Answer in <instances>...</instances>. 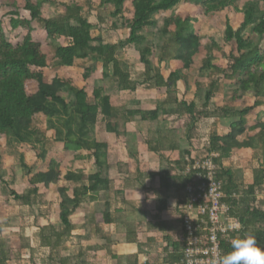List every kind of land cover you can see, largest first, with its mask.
<instances>
[{"label": "trees", "instance_id": "1", "mask_svg": "<svg viewBox=\"0 0 264 264\" xmlns=\"http://www.w3.org/2000/svg\"><path fill=\"white\" fill-rule=\"evenodd\" d=\"M7 1L0 0V4L5 5ZM9 1V7L15 10L9 14L12 17L10 24L22 41L16 45L8 42L0 27V169L4 164L5 154V146L1 140L7 146H29L37 152L36 156L45 165V169L30 177L25 194L19 195L10 191V197L19 205L28 208L41 207L47 193H57L60 199V225L58 229L49 226L41 230L39 246L30 250L32 264H44L37 257L36 252L40 248L49 249L51 254L48 264H73L74 258L71 255H60L68 251L71 244L74 231L71 217L84 203L102 202L112 191L113 183L108 174L112 168L107 158L108 144L94 136L100 116L105 133L123 142L127 133L126 124L135 117H140L143 122H154L159 119L160 113L167 115L172 112L179 116H188L189 121L185 126L187 140L189 143L195 139L202 141L201 151L196 158H204L211 153L217 155L214 159L217 166L216 177L223 183L230 216L241 226L239 233L232 234L229 241L220 242L221 260L232 250L231 241L246 233L254 236L257 245L264 249V203L257 200L264 195V122L257 118L255 124L250 126L246 120L255 109L264 107V0H248L242 7L238 6L239 0H209L204 5L208 15L221 14L225 9L233 8L238 19L240 18L236 29L226 21L223 44L197 35L193 24L199 21V17L188 11L183 10L165 17L159 30L164 41L160 46L162 54L157 64L167 60L175 63V69L166 79L154 68L152 62L154 49L148 35L156 26L154 17L173 12L181 5L199 4L201 0H132L131 18L124 20L123 11L127 0L55 3L61 14L49 19L43 18L42 10L46 4L51 3L50 0H23L29 19H20L17 0ZM95 6L99 9L106 6L113 8L111 18H120L122 27L128 31L124 42L107 44L101 38L92 36L98 27L90 23L89 17ZM33 22L41 28L34 29ZM112 29H117V23L112 24ZM41 31L45 34V43L39 39L38 33ZM61 40L66 41V45H61ZM227 46L233 47L230 52H226ZM126 47H133L139 55L144 69L142 83L148 84L145 92L154 88L164 89L166 100L163 103L166 107H172L169 111L160 108L152 111L132 110L123 115L114 108L111 98L104 94L103 88L94 89L90 101L86 90L75 86L72 79L47 77L43 73L46 69L73 68L76 61H90L92 65L82 73L84 81L95 73L96 65L99 64L104 80H114L121 91L136 92L141 82L132 77L131 67L118 56ZM214 53H219L220 58L227 63L224 68L212 63ZM197 56H204L198 71L205 78V82H200L198 77L190 82L195 87L194 99L201 100L200 107L194 100H179L174 92L178 82L186 87L190 85L184 72L190 71ZM220 84L233 86L232 96L225 106L213 111V104L218 99L216 90ZM64 94L72 98L71 105L63 97ZM248 97L254 99L252 106L246 105ZM214 118L237 121L230 125L229 133L223 136L214 128H211L209 136H201L199 123ZM43 120L45 129L42 128ZM48 131L54 133V142L62 144L66 153L75 154V161L81 162L85 157L93 160L96 171L88 175L83 171L73 170L63 173L62 161L48 157ZM146 145L149 153H162L161 143L147 142ZM243 149L261 153V157L254 156L251 161L254 166V161L261 159V164L258 163L261 166L253 168L250 184L238 170L236 172V169L224 166V161H228L235 151ZM81 152L87 153V156L77 155ZM132 154L131 157L134 156ZM186 154L191 155L187 151ZM186 160L193 163L194 157H187ZM21 161L22 168L27 170L22 158ZM185 166L182 169L183 174L178 178L180 188L183 189L195 185L194 175L186 174ZM28 172L31 171L28 169ZM156 177L161 180L159 190H169V180L172 179L170 174L150 175L152 179ZM2 180L3 174L0 173V181ZM116 194L121 195V192ZM105 207L104 223L111 224L113 222L108 201ZM7 209L6 205L0 208V218L7 215ZM23 241L22 237H18L6 248L0 240V264L20 261L25 249ZM53 254L58 258H54ZM82 264L87 263L83 261Z\"/></svg>", "mask_w": 264, "mask_h": 264}, {"label": "rangeland", "instance_id": "2", "mask_svg": "<svg viewBox=\"0 0 264 264\" xmlns=\"http://www.w3.org/2000/svg\"><path fill=\"white\" fill-rule=\"evenodd\" d=\"M51 3H48L44 6L42 10V16L45 19L54 18L57 15L61 14V10H59L55 3H63V4H70L71 2H81L82 0H50ZM131 1L127 0L124 11H123V20L124 19H130L132 14V7H131ZM248 0H239L238 6L242 7V5ZM209 2V0H201V3L199 4H187V5H181L177 9H175L173 12H167L162 13L159 15H156L154 17V20L156 21V26L153 30H151V33L148 35L149 42L152 44L154 49V57L152 58V62L154 65V68L159 70V72L164 76L166 79L171 71L175 69V63L167 60L162 62L160 65L157 64L159 56H161L162 52L160 50V46L163 43V39L160 37V28L162 27V20L165 17L171 16L176 14V12L180 11H188L192 15H196L199 17V21L197 23L193 24L194 31L197 35L206 36L207 38H212L214 41H216L219 44H223V38H224V30H225V23L228 20V22L234 27L235 29L240 23V18L238 19L237 14L235 13V10L233 8L225 9L221 14L216 15H208L205 13L204 5H206ZM6 5V6H5ZM5 5L0 4V27L2 28L6 39L8 42L12 43L13 45H16L22 41L21 37L16 36V32L13 31L10 20L11 16L9 15L10 12H14L10 6V1L8 0ZM24 1L23 0H17L16 6L17 11L19 14L20 19H29V14L24 10ZM113 12V8L110 6H106L104 8H98L95 6V9L92 14L89 15L90 17V23L94 26H98L100 28H96L95 31H93V37L95 38H101L104 43L107 44H118L119 42H124L128 37V31L122 27V20L120 18L112 19L111 13ZM117 23V29H112V24ZM32 26L34 29H40L41 27L33 22ZM39 34V39L45 43L46 37L43 31H41ZM25 35V34H24ZM61 45H66V41L61 40ZM232 46L226 47V52H230L232 50ZM118 56L121 60L129 64L131 67L130 70L132 72V77L134 79L139 80L140 87L139 90L136 92H128V91H121L118 89L117 84L112 79L104 80L102 78V69L101 66L98 64L96 65V71L94 74H92L88 80L84 81L82 79V73L86 68H89L92 63L90 61H76L73 68L65 69V68H58V69H46L43 71L44 75L47 77H54V76H61L65 78L72 79L75 86L78 88H84L86 92L88 93L89 100L92 101V91L97 88H103L106 95H108L111 98L112 105L114 108H116L118 111H120L121 114L125 115L126 112L132 111V110H138V111H152L157 109H166L169 111L171 108L164 106V101L166 100V91L164 89H152L151 91L145 92V89L147 88L148 84H145L143 81L142 74L144 72L143 66L141 65L139 61V55L137 51L133 47H126L122 49ZM204 59V56H197L194 59V65L188 72H184L185 75L189 78V84L187 87L182 83L178 82L176 85V91H174L178 97L179 100H184L186 102L193 101L197 104L198 107H200L201 100L198 98L194 99L195 94V87L193 84H191L190 81L194 77H198L200 82H205V78L203 75L199 74L198 68L201 65V61ZM212 63L216 66H220L224 68L226 66V62L223 61L220 58L219 53L213 54V60ZM158 67V68H157ZM232 89L233 86L228 84H220L218 85V88L216 90V96L217 101L215 104H213V111L222 108L225 106L226 103L230 101V98L232 96ZM65 100L68 102V104H72V98L68 96L67 94H64L63 96ZM254 103V99L251 97H248L246 100L247 106H252ZM168 108V109H167ZM160 110V112H162ZM174 112V111H173ZM166 116V117H165ZM259 118L261 122H264V107H260L255 109L253 112H251L247 117V123L250 126H253L256 121V119ZM102 117H99V123L96 127V131L94 136L98 138L100 141H105L108 144V151H107V158L108 162L111 164L112 168L108 171L110 180L113 183L111 196L114 200H118L116 204L122 203V197L119 194H116L115 191L117 190H123V186L127 188L126 185L130 181V177H124L123 179V173H130L131 170L134 169V165L131 166V163L126 164V159L130 162L131 161V153H135L138 149L137 143L141 141V139L145 138V136L153 137V134L151 135V132H154L156 129L162 130L165 126L169 127L171 132L177 131L176 128L180 126L179 134L180 139H182L184 136H182L184 131V127L189 121L188 116H179L177 114H174L172 112L168 113L167 115H164L160 113L159 119L154 122H143L140 117H135L126 124L125 130L127 131L126 137L121 141H117V139L113 135H107L104 130L103 121H101ZM120 120L124 121L123 118H120ZM166 121V122H165ZM237 121V119H228V120H221V119H206L204 121H201L199 123V129L201 130V136H209L211 132V128H213V124L215 123V128L217 129V133L221 136L229 133L230 131V125ZM214 122V123H213ZM178 125V126H177ZM42 128L45 129V121H42ZM183 128V129H181ZM182 130V131H181ZM150 131V132H149ZM149 132V133H148ZM142 135V136H140ZM151 135V136H150ZM170 141H173V135L169 134ZM142 137V138H140ZM151 137V138H152ZM203 137V138H204ZM242 138H245L242 137ZM241 138V139H242ZM179 139V140H180ZM2 145L5 146V154H4V164L0 169V173L3 174V180L0 181V208H3L5 205L8 207V211L6 212L7 215L4 217H1L3 219L0 220V240L4 242L6 245V248L9 247L10 244V237H13L15 234V225L17 226L18 222L23 220V216L27 215L29 212V209H22L19 208V204L15 202L12 197H10V191H14L19 195L25 194L28 191V181L31 176H33L38 171H44L45 165L40 163V160L37 158V152L33 151L29 146H21V145H6L2 140ZM185 142V141H184ZM47 150H48V157L53 158L55 160H61V170L62 172H66L67 170H73V171H83L85 174H92L96 171L94 166V161L90 160L89 158L85 157V160H82V163L76 162L74 160L75 154L66 153L63 150V145L59 143L54 142V133L52 131H48L47 133ZM166 144L162 146V152L163 158L168 157V150H170V146H167ZM186 145L189 146V149L186 151L189 152V155L192 157H196L199 151H201V145L202 141H197L196 139L193 140L191 143H187ZM185 145V146H186ZM187 147V146H186ZM185 147V148H186ZM144 149V148H142ZM77 155H83L87 156V153L81 152ZM185 155V154H184ZM64 156V157H63ZM169 156L171 157V153H169ZM187 157V155H185ZM254 156L261 157V153L253 152L251 150L249 151H235L233 158L229 159L231 163L230 165H233L231 167L235 168L240 165L244 166L241 170L236 169L239 171L240 175L244 178V174L249 176L251 175V172L254 167L259 168V162L261 164V159L258 160V162L254 161V166L249 164L247 166L246 160H252L254 159ZM189 157V156H188ZM25 164V166L31 171L28 172V169L25 170L22 168V161ZM246 169V172L243 170ZM249 170V171H248ZM250 172V173H249ZM126 183L124 184L123 182ZM154 181L148 183L149 185L154 184ZM124 184V185H123ZM137 186L141 189L143 184L139 183ZM147 184L144 183V188H146ZM110 193L108 195H110ZM70 194V193H69ZM103 206V205H101ZM117 206V205H116ZM19 208V209H18ZM50 208H52L50 206ZM49 209V208H48ZM53 209H55L53 207ZM51 211L50 214L56 210L49 209ZM40 214L39 209L36 208L35 211H33V215L36 218H38ZM58 214V213H57ZM103 214V207H93L91 211H89L88 216H91L94 218L93 220H97V224L100 225L101 228L109 229L110 227H107L104 225L102 219ZM87 218L88 216L85 215ZM122 216V215H121ZM79 217L81 215L79 214ZM78 217V218H79ZM80 219H77L78 221ZM123 220V218H121ZM121 220L119 222H121ZM53 222H56V219L53 220ZM88 223V220H87ZM57 224H59V221L57 220ZM111 232L116 233V229L111 227ZM85 240L87 241H80L78 237L74 240V253L76 256V261L74 264H80L82 261L81 258L77 259L78 256H80V253H83L84 255L88 254L87 256L93 257V252L89 251V248L95 247L98 240L91 239V231L90 228L85 229L83 233H81ZM118 236L115 237L114 243H116V248H114V251L117 253L120 252L123 254V252L120 251V249L117 248V246L120 244V241L123 240V230L118 232ZM121 235V236H120ZM103 244V243H101ZM123 244V242H122ZM27 255V254H26ZM85 255V256H86ZM106 255V253H105ZM110 258L103 259H96L97 263H103V264H121V260L113 259V255H110ZM82 257V256H81ZM84 261V260H83ZM89 262V261H88ZM120 262V263H119Z\"/></svg>", "mask_w": 264, "mask_h": 264}, {"label": "crops", "instance_id": "3", "mask_svg": "<svg viewBox=\"0 0 264 264\" xmlns=\"http://www.w3.org/2000/svg\"><path fill=\"white\" fill-rule=\"evenodd\" d=\"M213 128L216 129L215 125ZM176 129L177 131L175 130L174 132H171L170 128L166 126L162 130L156 129L154 132H151V135L153 134V137L150 135L152 138L147 135L137 143L138 149L135 154H132L136 157H131L132 159L130 162L127 159L125 160L126 164L131 163V166L135 164L134 169L131 170L129 174L123 173V179L124 177L131 178L126 184L128 186H126L127 188L123 186V190L115 191L121 192V196H123L121 198L122 203L116 204L118 200H114L111 195L102 202L84 203L81 209L71 217V222L74 225L71 244L68 251L60 254L61 257L71 255L74 258V264L76 261L73 250L74 240L78 237L80 241L86 242L87 239L85 240V236L82 238L83 236H81V233H83L87 227L90 228L91 239L98 241L95 247L92 249L89 248V251L93 252V257L87 256L88 254H85V256L83 253H80L81 255L77 257V259L81 258V264L83 260L87 264H103L97 263L96 259H103L104 256L105 260V258H110V255H113V259L117 258L121 260V264H180L182 260V246L180 242L182 222L180 219L186 203V194L185 189L180 188L178 178L184 172L182 169L188 157L186 150L189 149V146L186 144L189 141L187 140V129L185 127L184 131L186 133L183 132L182 136L184 137L182 139H180V134L178 133L180 126ZM169 134L173 135L174 142L170 141ZM147 142H152L154 144L161 143L164 147L168 144L167 146H170V150L167 151L168 157L164 156L163 158V152H159V154L149 153L148 146L146 145ZM169 153H171V157ZM184 154L187 155V157ZM251 161V159L245 161L247 166L251 164ZM78 162L82 163L80 161ZM229 162L230 160L224 161V166L226 168L233 166L230 165L232 162ZM242 168H244V166H241V163L236 167L238 170ZM243 171L246 172V169ZM165 173L170 174L172 177V179L169 180V190H159L161 188L160 178L156 177L152 179L150 175H165ZM243 179L250 184L252 182V172L250 176L249 174H244ZM152 181H154V184L149 185L148 183ZM123 183L125 184L126 181ZM139 183L143 184L141 189L137 186ZM144 183L147 184L146 188H144ZM257 200L261 202V204L264 203V195L259 196ZM107 201L110 203L108 210L110 211L113 223H103L107 227H110L109 229H104L97 224V220H93L94 218L92 215L88 216V213L93 207H103V212L106 211L105 203ZM44 202L45 203L41 207L28 208L19 205V208L21 207L22 209H29V211H32L24 215L22 218L23 220H20L17 226L15 225V235L10 237V242H8V244L11 245L14 239L22 237L25 249L22 252L20 261H11L8 262V264H32L30 260V250L39 246V234L41 230L49 226H54V228L58 229L60 225L58 219L60 199L58 198V194L47 193ZM50 206L52 208H50ZM53 207L55 209H53ZM36 208L39 209L40 214L38 218L35 219L33 211H35ZM48 208L56 210L58 214L55 211L50 214L51 211ZM79 214L83 217L80 218ZM85 215H87L88 218ZM121 218H123V220H121ZM55 219L56 222H53ZM77 219L80 220L76 221ZM0 220L3 221L2 218H0ZM57 220L59 224H57ZM120 220L121 222H119ZM102 221L104 222L103 219ZM111 227L116 229V233L111 232ZM122 230L123 244L120 241L117 248L120 249L123 254L114 251L116 243L113 242L115 241V237L119 235L118 232ZM36 253L37 257L42 259L44 264L49 263L48 258L51 254L49 249L40 248ZM53 256L54 258L56 257L54 254Z\"/></svg>", "mask_w": 264, "mask_h": 264}, {"label": "built area", "instance_id": "4", "mask_svg": "<svg viewBox=\"0 0 264 264\" xmlns=\"http://www.w3.org/2000/svg\"><path fill=\"white\" fill-rule=\"evenodd\" d=\"M217 155L187 160L186 174H193L195 185L185 188L186 203L181 214V264H221L220 242L239 233L240 223L230 216L223 183L216 177Z\"/></svg>", "mask_w": 264, "mask_h": 264}, {"label": "clouds", "instance_id": "5", "mask_svg": "<svg viewBox=\"0 0 264 264\" xmlns=\"http://www.w3.org/2000/svg\"><path fill=\"white\" fill-rule=\"evenodd\" d=\"M231 249L222 257L221 264H264V249L251 234L233 239Z\"/></svg>", "mask_w": 264, "mask_h": 264}]
</instances>
